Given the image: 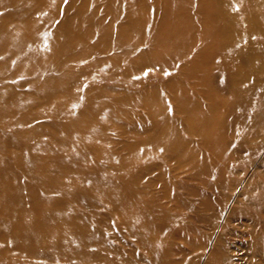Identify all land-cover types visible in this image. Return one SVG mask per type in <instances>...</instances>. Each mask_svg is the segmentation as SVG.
Segmentation results:
<instances>
[{
    "label": "bare ground",
    "instance_id": "1",
    "mask_svg": "<svg viewBox=\"0 0 264 264\" xmlns=\"http://www.w3.org/2000/svg\"><path fill=\"white\" fill-rule=\"evenodd\" d=\"M108 1L120 17L109 16L113 23L125 18L128 30L149 21L152 44H169L168 52L181 46L183 26L196 27L191 17L202 20L197 37L208 46L194 57L181 46L173 76L181 87L149 109L139 122L148 135L134 138L131 159L116 164L121 152L98 142L109 140L104 127L87 124L83 101L94 82L62 67L67 34L82 40L86 27H97L96 35L108 16L94 8L85 27L52 19L60 8L49 9L50 0H0V86L8 89L0 94V264H195L203 256V264H262L244 245L261 249L254 229H264V0H156V24L132 15L127 0ZM34 16L40 23L28 26ZM17 47L33 48L14 53L32 66L9 81L3 63ZM166 54L158 48L146 59L167 63ZM119 55L103 60L112 68ZM20 85L32 93L12 88ZM32 106L31 117L24 110ZM104 165L114 167L112 177L100 174ZM98 197L113 206L110 233L100 231Z\"/></svg>",
    "mask_w": 264,
    "mask_h": 264
},
{
    "label": "rangeland",
    "instance_id": "2",
    "mask_svg": "<svg viewBox=\"0 0 264 264\" xmlns=\"http://www.w3.org/2000/svg\"><path fill=\"white\" fill-rule=\"evenodd\" d=\"M69 2H74L75 6L68 8L66 5L69 4ZM108 3V0H50L46 6L49 5V9L52 8V5L60 8V10L53 13L52 19L81 26L84 24L85 27L87 26V19L92 15L90 10L94 11V8V15L102 14L108 16L105 18V22H102L100 26L103 30L96 35L93 34L95 30L99 29L97 27H86L87 34L85 39L82 40L81 37H74V32L67 34L68 43H65L63 48L66 50L64 56H66L68 60L66 59V63L62 67L73 65L70 69L79 71L77 73L81 80L94 82L92 86L86 84L88 87L86 91L87 96L90 92H92V94L89 99L87 97L86 101H83V107L87 105L85 107L86 114L89 117L87 124L94 129H101V127H104L105 132L101 133V135L104 137L107 136L109 140L98 142L102 145V148L113 152H121L118 158H116L117 163H115L118 164L121 161L128 160L131 153L129 146L134 142V138L142 140L144 136L148 135V130H144V127L140 126L139 122H145L149 109L163 107L165 105L164 99L166 98L165 95L168 89L171 88L175 90L181 87L178 80H176L177 77H173L175 67L179 62L181 64L180 59L176 57L178 50L180 53L181 46L187 48L190 55L194 57L196 49L206 48L208 44L207 42L203 43L202 39L197 37V34H201V30H203L202 20L198 18L195 20V17H191L189 21L192 22L191 25H196V27L190 29L188 24L183 26L182 32L178 35L179 44L181 46L177 45V47L173 48V52H168V48L171 47V45L166 44L159 46L156 43L152 44L154 31L149 21L142 22L144 24L140 27L135 29L129 28L128 30L127 27H122L120 25L125 21V18L118 22L117 25L113 23L109 16L115 14L106 9ZM126 6L131 10L134 9V11L131 12L134 16L136 14H141L149 20L153 19L155 24L161 21L162 7H157L156 0H127ZM190 7L193 9V5H190ZM167 16L171 18V16ZM114 17L120 18L117 15ZM12 22L10 18L4 21L7 25ZM39 23L40 21L37 20V16H34L33 19L31 18L29 20L28 26H36ZM204 27L208 28L207 25ZM63 33L64 31L61 32V36ZM83 48L85 51L82 50ZM89 48H93L95 52L92 54L89 53ZM127 48L130 51L124 52ZM158 48L162 50L165 49V53H168L164 55V58L167 59V63H161L159 61L148 63L146 55L149 51H155ZM2 50L3 49H0V62H2ZM30 51H33V48H26L24 50L18 47L9 48L7 52H11V55L3 63L6 67L8 66V70L5 74L6 80L10 81L11 75H17L20 71L32 66L30 62V65H28L27 61H23V64H18L14 56V53L16 55L18 53ZM109 55H119L112 68H109L108 63L103 60L105 56ZM144 56L145 58H143ZM172 56L177 59H171ZM72 60H77V63H71ZM46 61L47 60L43 61L42 64ZM166 64L167 66L165 68L164 66ZM6 88L0 86V94H3L5 91L7 92L8 89ZM12 88L20 92L32 93V90L26 85L13 86ZM113 96L118 98V101L115 102L111 99ZM119 96H122V99H119ZM28 99L30 100L29 97ZM173 104H175V102L172 103V108ZM36 109L37 108L32 106L30 109L24 111L32 117ZM81 109L82 108H80L79 111ZM173 110L176 109L173 108ZM44 117L46 116H42L41 118ZM135 126L139 128V132L135 130ZM31 140H34V137L31 138ZM119 145L120 147H118ZM240 155H243L242 152ZM130 159L131 157L129 160ZM90 163H94V161ZM115 172L113 166L104 165L101 168L100 174H102V176L106 175L112 177ZM66 182L68 181L66 180ZM76 184L79 185V182H76ZM88 186V188H90L89 184ZM192 186L194 185L190 187ZM227 188L229 187L221 189L223 191ZM98 198L99 200L102 199L100 197ZM73 205L77 206L78 209H84L79 202L78 204L73 203ZM98 207H100L99 211L102 213L101 218L105 221L100 231H102L103 234L107 232L110 233L112 222L115 221L114 214L111 210L113 206L103 199L100 201ZM191 212L190 216L192 215ZM92 223L95 222L92 221ZM236 232L241 233V230H236ZM254 232L257 236L261 235L259 242L257 241L261 249L252 248V245H249L248 242L244 245V249H249L251 255L248 256V259H253L255 263H261L260 260L264 259V229L256 228ZM189 233L192 234L191 232ZM112 237V234L109 235L110 240H113ZM227 239L232 241L241 239V237L236 233H228ZM115 242L117 243V241ZM239 253L240 251L237 254ZM204 259L205 256L195 264H203ZM43 261L46 262L43 263ZM32 264H53V262L48 258H44L42 261L40 260ZM262 264H264V262H262Z\"/></svg>",
    "mask_w": 264,
    "mask_h": 264
}]
</instances>
